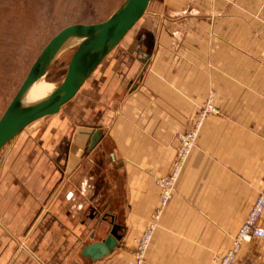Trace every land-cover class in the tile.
I'll return each instance as SVG.
<instances>
[{
  "label": "crops",
  "instance_id": "1",
  "mask_svg": "<svg viewBox=\"0 0 264 264\" xmlns=\"http://www.w3.org/2000/svg\"><path fill=\"white\" fill-rule=\"evenodd\" d=\"M211 92L220 111L202 124L144 264H214L264 186V0H150L40 136L5 151L0 264H135L155 179ZM114 225L111 252L81 256ZM232 264H264V239L242 243Z\"/></svg>",
  "mask_w": 264,
  "mask_h": 264
},
{
  "label": "water",
  "instance_id": "2",
  "mask_svg": "<svg viewBox=\"0 0 264 264\" xmlns=\"http://www.w3.org/2000/svg\"><path fill=\"white\" fill-rule=\"evenodd\" d=\"M150 0H122L104 20L94 23H72L61 28L43 46L26 76L0 116V148L16 137L27 125L39 118L57 113L70 100L104 57L122 40L144 15ZM78 41L70 55L66 72L58 85L45 96L27 101L31 85L44 77L59 54ZM119 226H112L107 236L81 246L80 254L94 260L117 246Z\"/></svg>",
  "mask_w": 264,
  "mask_h": 264
},
{
  "label": "rangeland",
  "instance_id": "3",
  "mask_svg": "<svg viewBox=\"0 0 264 264\" xmlns=\"http://www.w3.org/2000/svg\"><path fill=\"white\" fill-rule=\"evenodd\" d=\"M121 1L0 0V116L36 56L54 34L72 23L102 21L116 9ZM74 49V46H70L59 54L43 77L44 80L54 87L60 83ZM66 108L62 107V110L65 111ZM219 111L218 105V113ZM55 116H58L57 113L39 118L27 125L16 137L0 148V161L4 160L5 151L13 141L17 142L22 136H24L22 138H38L47 122ZM19 145L16 143L17 150H21Z\"/></svg>",
  "mask_w": 264,
  "mask_h": 264
},
{
  "label": "built area",
  "instance_id": "4",
  "mask_svg": "<svg viewBox=\"0 0 264 264\" xmlns=\"http://www.w3.org/2000/svg\"><path fill=\"white\" fill-rule=\"evenodd\" d=\"M218 113L217 97L214 93L208 95L206 100L200 105L198 111L193 116L190 126L185 132L177 134L178 146L172 159L168 172L156 177L155 183L159 190V203L154 208L151 221L144 230L143 234L134 240V259L135 264H144L145 252L151 240L152 232L156 221L161 216L174 193L175 182L182 170L183 164L194 146L199 130L206 117ZM264 210V186L260 190L254 205L249 211L244 222L241 224L237 234L234 236L231 247L222 256L214 258V264H232L236 252L242 243L253 238L264 239V225H258V220Z\"/></svg>",
  "mask_w": 264,
  "mask_h": 264
},
{
  "label": "bare ground",
  "instance_id": "5",
  "mask_svg": "<svg viewBox=\"0 0 264 264\" xmlns=\"http://www.w3.org/2000/svg\"><path fill=\"white\" fill-rule=\"evenodd\" d=\"M77 43H78V41L74 42L70 46H73V45H75ZM53 88H54V86L52 84H50L49 82H47L46 80H44L43 77H41L40 79H38L37 81H35L31 85L30 89L28 90V93H27V96H26V100L27 101H30V102L31 101H34V100H37V99L45 96Z\"/></svg>",
  "mask_w": 264,
  "mask_h": 264
}]
</instances>
